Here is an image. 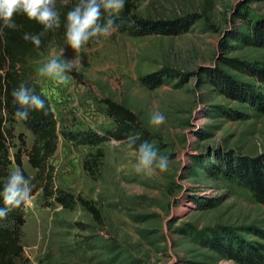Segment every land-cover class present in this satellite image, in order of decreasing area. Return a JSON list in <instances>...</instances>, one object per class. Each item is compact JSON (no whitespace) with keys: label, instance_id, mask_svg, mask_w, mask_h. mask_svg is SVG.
Segmentation results:
<instances>
[{"label":"rangeland","instance_id":"rangeland-1","mask_svg":"<svg viewBox=\"0 0 264 264\" xmlns=\"http://www.w3.org/2000/svg\"><path fill=\"white\" fill-rule=\"evenodd\" d=\"M134 5L145 19L193 13L197 20L182 33L141 36L118 28L88 42L78 53L79 70L64 84L37 72L61 47L64 57L75 55L64 35L54 36L28 63L59 129L49 158L53 185L92 201L100 219L78 202L63 206L36 190L23 208L20 264H264V204L219 170L229 156L264 151V110L225 95L213 80L220 72L264 95V86L219 60L236 57L264 66V45L236 36L250 35L251 25L264 22V0H134ZM104 99L137 114L154 135L158 155L168 157L166 170H136V149L110 138L114 122ZM155 111L165 115L159 125L150 122ZM24 121L15 117L7 124L15 135L11 153L19 136L28 148L33 142ZM66 129L104 132L96 175L83 168L94 147L63 137ZM22 162L33 176L24 153Z\"/></svg>","mask_w":264,"mask_h":264},{"label":"trees","instance_id":"trees-1","mask_svg":"<svg viewBox=\"0 0 264 264\" xmlns=\"http://www.w3.org/2000/svg\"><path fill=\"white\" fill-rule=\"evenodd\" d=\"M76 0H57V10L61 17V24L58 28L42 32L43 26L34 20L27 19L22 13L14 14L17 23L16 28H3L0 34V187L3 181L12 171L10 166L14 163L21 167L26 176H30L23 168L22 155L27 156L29 165L35 169L36 173L33 178L32 194L42 190L45 200L50 198L56 199L63 206L70 207L78 202L82 207L88 210L95 219H100L99 210L96 205L80 195L74 196L66 190L54 187V168L49 163V158L55 153L58 143L59 129L57 121L51 106L47 103L45 108L31 109L29 116L24 119L25 126L32 132L34 139L28 148L26 143L19 136L20 145L11 153V143L15 135L11 126L14 118L17 117L15 109L17 105L13 104L11 95L12 89L17 87L21 82L34 86L35 90L43 95L39 86L31 78L29 61L34 58L37 51L44 49L54 36L64 35V18L66 12L74 5ZM241 5V4H240ZM197 20L195 14L190 13L185 16L174 19H145L135 13L134 0H127L123 10L117 16L119 29L128 30L132 34H172L182 33ZM250 35H242L237 32V40L248 42L253 45H264V22H255L251 25ZM41 33V44L35 46L31 41L22 38L23 33ZM95 39L89 42H94ZM220 62L238 72L248 75L255 82L264 86V66L258 62H248L236 57H220ZM151 75L143 78L146 81ZM213 80L220 83L222 92L234 99L243 100L264 110V95L254 88L250 83H242L234 78L217 72ZM46 98V97H45ZM106 111L112 117L114 126L109 131L110 138L125 141L128 143V136L135 134L136 143L130 145L137 149L142 141H151L154 135L145 128L139 120L137 114L126 106L113 101L104 99ZM65 138L76 141L80 144H87L94 147V151L87 153L83 161V168L94 176L99 172V162L103 157V151L100 143L105 139V135H100L92 130H79L76 132L70 130H61ZM220 172L227 176L237 179L247 187L254 198L264 204V151L255 155L235 154L227 157L219 167ZM25 205V204H24ZM22 205L8 213L0 220V264H20L23 258V246L21 243L22 226L24 225V215ZM0 199V207H3Z\"/></svg>","mask_w":264,"mask_h":264},{"label":"clouds","instance_id":"clouds-1","mask_svg":"<svg viewBox=\"0 0 264 264\" xmlns=\"http://www.w3.org/2000/svg\"><path fill=\"white\" fill-rule=\"evenodd\" d=\"M127 0H76L74 5L66 12L64 18V37L66 44L74 50L71 58L64 57V48L50 53L46 61L37 69L40 77H47L56 84L67 83L72 70H79L81 57L80 50L92 39L108 38L117 31L119 24L117 16L123 10ZM57 0H0V34L3 28H16L14 14L22 13L27 19L34 20L43 26L42 32L58 28L61 17L57 10ZM22 38L31 41L35 46L41 44V33L25 31ZM13 104L17 105L15 114L21 119H27L31 109L47 111L45 95L37 92L34 86L21 82L12 89ZM165 120L163 112L155 111L150 117V122L159 125ZM104 135L102 130H98ZM136 135H129L127 140L130 145L136 143ZM113 143L119 141L113 138ZM135 168L138 172L151 173L155 168L166 170L168 157L158 155V150L149 141H142L137 149ZM33 178L26 176L23 169L15 167L3 181L0 187V220H3L10 211L19 208L31 201ZM122 183H126L123 182Z\"/></svg>","mask_w":264,"mask_h":264}]
</instances>
